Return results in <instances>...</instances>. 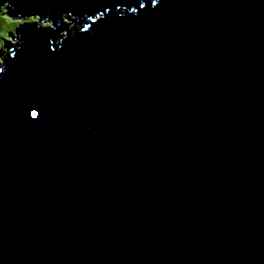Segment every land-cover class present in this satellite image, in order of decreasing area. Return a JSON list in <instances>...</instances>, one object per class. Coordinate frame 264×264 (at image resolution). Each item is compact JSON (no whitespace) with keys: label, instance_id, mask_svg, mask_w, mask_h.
I'll use <instances>...</instances> for the list:
<instances>
[{"label":"water","instance_id":"obj_1","mask_svg":"<svg viewBox=\"0 0 264 264\" xmlns=\"http://www.w3.org/2000/svg\"><path fill=\"white\" fill-rule=\"evenodd\" d=\"M4 3L0 264H264V0Z\"/></svg>","mask_w":264,"mask_h":264},{"label":"rangeland","instance_id":"obj_2","mask_svg":"<svg viewBox=\"0 0 264 264\" xmlns=\"http://www.w3.org/2000/svg\"><path fill=\"white\" fill-rule=\"evenodd\" d=\"M10 12H13V10L11 8H9V5L4 3V4H0V43L1 42H4L5 40L7 41V44L9 45L8 47L10 48H17V44H15V42H18V39L19 36L16 34H18L17 30L19 31H22V30H28V28L30 27V32H33V30L36 28L40 29H47V28H51V30L49 31H52L53 30V26H45L43 27V25L46 23V21H39V23H37L38 21L32 23L31 22V18H33L31 15H27V16H24L22 18H20V16H17L16 14V17L15 18H12L10 17L7 13H10ZM68 16H65L63 17L62 19H65L67 18ZM36 18V17H35ZM38 18V17H37ZM39 20V19H38ZM77 21V19H76ZM61 25H64V22L63 20H61ZM71 23V21H68V22H65V25L69 26ZM78 26L75 25L74 29ZM62 27V26H61ZM35 31H38V30H35ZM46 31V30H45ZM47 31V32H49ZM46 32V33H47ZM73 32V29L71 32V34ZM59 37H55V34L52 38V44L55 46H57L58 44V40H60L63 36H64V32L61 30L59 32ZM8 48L5 49L3 52H0V58H5L4 56L7 55V52H8ZM1 63V62H0Z\"/></svg>","mask_w":264,"mask_h":264},{"label":"trees","instance_id":"obj_3","mask_svg":"<svg viewBox=\"0 0 264 264\" xmlns=\"http://www.w3.org/2000/svg\"><path fill=\"white\" fill-rule=\"evenodd\" d=\"M38 19L39 18H37V17L36 18L33 17V18H31V22L34 23V22L38 21ZM65 20L67 21V19H64V21H63L64 23H65ZM72 20H73L72 24H70L69 26H67V29L66 30H63L64 33L71 32L72 29L75 27V25H76L75 24L76 23L75 22V19H72ZM45 26L46 27L47 26H51V24L48 21H46V23L43 25V27H45Z\"/></svg>","mask_w":264,"mask_h":264},{"label":"bare ground","instance_id":"obj_4","mask_svg":"<svg viewBox=\"0 0 264 264\" xmlns=\"http://www.w3.org/2000/svg\"><path fill=\"white\" fill-rule=\"evenodd\" d=\"M72 21H73V20H72ZM75 22H77L76 19H75ZM57 27H58V25L53 26V30H56ZM47 29H48V30H51L50 27L47 28ZM59 32H60L59 30H57V31L54 32L55 37H59V35H60ZM59 43H60V41L58 40V44H57V46L59 45ZM1 50L4 51V50H5V47L2 46V47H1ZM56 52H57V49H56Z\"/></svg>","mask_w":264,"mask_h":264},{"label":"clouds","instance_id":"obj_5","mask_svg":"<svg viewBox=\"0 0 264 264\" xmlns=\"http://www.w3.org/2000/svg\"><path fill=\"white\" fill-rule=\"evenodd\" d=\"M67 18H68V17H67ZM62 20L64 21V19H62ZM69 20H71V24H72L73 21H72V19H70V18H68L67 21L65 20V22H68ZM39 21L41 22V21H45V20H43V19H39ZM49 23H50V22H49ZM75 24H76V23H75ZM76 25H77V24H76ZM62 27H66V28H64V29H59V31H61V30L63 31V30H66V29H67V25H65V23H64V25H62ZM67 33H69V32H67ZM65 34H66V33H65ZM65 34H64V35H65ZM17 35H18V34H16V36H17Z\"/></svg>","mask_w":264,"mask_h":264}]
</instances>
